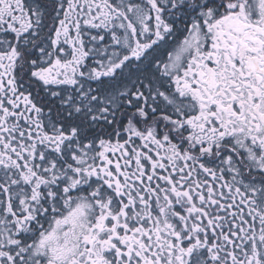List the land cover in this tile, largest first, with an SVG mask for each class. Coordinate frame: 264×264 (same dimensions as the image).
<instances>
[{"label": "snow or ice", "instance_id": "1", "mask_svg": "<svg viewBox=\"0 0 264 264\" xmlns=\"http://www.w3.org/2000/svg\"><path fill=\"white\" fill-rule=\"evenodd\" d=\"M0 264H264V0H0Z\"/></svg>", "mask_w": 264, "mask_h": 264}]
</instances>
